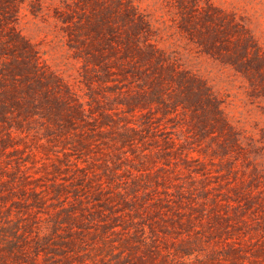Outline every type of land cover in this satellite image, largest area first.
<instances>
[{
    "label": "rangeland",
    "instance_id": "1",
    "mask_svg": "<svg viewBox=\"0 0 264 264\" xmlns=\"http://www.w3.org/2000/svg\"><path fill=\"white\" fill-rule=\"evenodd\" d=\"M209 1L233 12L264 50V0ZM133 2L150 20L152 40L212 86L234 135L200 134L190 112H132V84L102 81L75 51L56 13L64 0H25L18 29L86 108L101 105L108 115L96 111L90 120L100 136L85 151L18 140L30 153L28 172L43 187L54 179L67 184L66 200L85 213V227L67 228L75 239L69 261L264 264V88L203 52L181 29L176 0ZM68 153L89 181L66 162Z\"/></svg>",
    "mask_w": 264,
    "mask_h": 264
},
{
    "label": "trees",
    "instance_id": "2",
    "mask_svg": "<svg viewBox=\"0 0 264 264\" xmlns=\"http://www.w3.org/2000/svg\"><path fill=\"white\" fill-rule=\"evenodd\" d=\"M176 1L181 29L203 52L264 88V50L233 12L209 0ZM24 2L0 0V264H74L67 252L75 239L65 234L85 227V213L67 201V184L54 179L43 187L28 172L30 153L24 154L18 140L85 151L100 136L90 120H97L96 111L108 115L101 105L86 108L18 29ZM56 13L87 69L104 82L132 84V112H190L200 134L210 129L234 135L212 86L152 40L151 22L133 0H64ZM71 156L64 154L66 162L81 169L82 182L89 181L86 168Z\"/></svg>",
    "mask_w": 264,
    "mask_h": 264
}]
</instances>
